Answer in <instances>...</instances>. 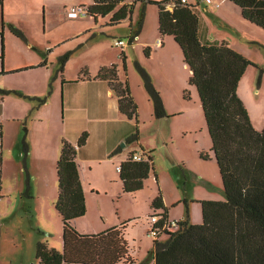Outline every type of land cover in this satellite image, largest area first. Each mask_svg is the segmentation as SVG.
<instances>
[{"label": "rangeland", "instance_id": "rangeland-1", "mask_svg": "<svg viewBox=\"0 0 264 264\" xmlns=\"http://www.w3.org/2000/svg\"><path fill=\"white\" fill-rule=\"evenodd\" d=\"M5 1L3 12L0 7V34L5 33L4 68L7 73L0 77V264H38V242L63 252V224L55 208L58 181L55 175V178L52 176V179L43 182L35 168L32 172L26 169L23 140L25 137L28 142L25 129L30 118L24 113L33 105L36 108L42 106L44 98L24 93L43 89V86L31 83L24 73H10V69L39 61L41 51L48 45V41L60 36L69 40L68 34H79L87 24L93 26L94 20L88 16L77 19L66 17L61 4L69 0ZM150 1L165 0H137L131 17L117 25H108V18H99L98 28L87 34H107L108 37L75 50L70 60L74 68L80 62L92 61L94 55L120 49L115 45L120 37L124 38L128 46V39L132 37L133 44L139 43L141 65L163 100L167 116L158 118L151 94L132 58L131 49H128L131 58L127 76L138 105L137 124H133L132 133L138 131L140 144L127 143L125 151H141L140 145L146 151H152L154 171H151L143 188L135 193H124L121 181L112 183L110 194L102 192L99 195L101 206L92 204V208L80 218L107 230L133 223L130 238L138 241L143 251L151 248L155 241L162 243L168 237L161 234L155 239L148 233L147 222L150 217L162 213L152 208V202L159 191L171 214L169 222H179L189 217L190 223L201 224V201L225 200L200 98L196 87L189 82L190 69L183 63L180 47L173 37H168L179 52L178 58H174L172 52H155L157 49L152 45L149 46L148 56L145 54L148 46L143 45L144 36L158 34L159 29L158 7ZM188 2L201 10L199 19L201 22L204 19L203 22L210 30V39L229 40L239 49L240 54L254 61L257 67H247L237 94L248 112L254 117L260 113L264 118V88L258 93L252 84L254 93H248L245 85L246 78L250 80L253 73L260 75L258 68L264 69V30L248 21L245 22L247 25H243L239 8L228 0ZM221 2L225 3V7L219 8ZM197 3H200L199 7ZM203 6H207L209 12L212 9L214 12H206ZM78 43V39H73L66 46L76 47ZM56 97L61 106V91L56 93ZM253 125L259 131L263 128V125ZM34 134L31 140L35 145ZM128 137L120 143L121 148L124 149ZM202 154L206 159L201 157ZM177 230L178 227L173 228V232ZM151 251H148L141 264L149 262Z\"/></svg>", "mask_w": 264, "mask_h": 264}, {"label": "trees", "instance_id": "trees-1", "mask_svg": "<svg viewBox=\"0 0 264 264\" xmlns=\"http://www.w3.org/2000/svg\"><path fill=\"white\" fill-rule=\"evenodd\" d=\"M3 1L0 0V7ZM228 1L240 8L243 19L264 30V0ZM122 2L96 0L90 6V16L96 19L111 15L109 24L117 25L131 15L134 8L133 3L120 6ZM171 2H174L173 9L169 10ZM150 3L159 9L160 36L174 38L191 71L189 82L196 87L200 98L225 194L224 201H201L202 223L192 224L189 217L179 221L176 232H165L168 237L164 242H154L150 258L155 264H264V125L260 131L254 127L237 94L247 67L257 66L226 43L202 42L195 6L183 5L178 0ZM145 54L148 56L147 48ZM68 57L69 54L61 57V69ZM136 63L153 99L156 116H167L149 75ZM258 70L264 74V69ZM97 78L109 82L118 97L121 113L136 120L138 106L131 96L128 81L119 80L117 66L103 68ZM87 139L85 132L77 146H84ZM138 141V131L127 139L129 143ZM135 154L131 153L120 165L126 193L141 190L153 169L152 151L142 153L146 157L142 162L132 159ZM76 155L75 146L64 140L57 162L59 192L55 204L63 224V252L38 242V264H119L122 261L126 264L128 245L121 230L112 228L86 235L73 225L75 219L87 212ZM201 157L206 159L204 154ZM185 203L187 205V201ZM152 207L154 211H162L161 226L168 219L161 191Z\"/></svg>", "mask_w": 264, "mask_h": 264}, {"label": "crops", "instance_id": "crops-1", "mask_svg": "<svg viewBox=\"0 0 264 264\" xmlns=\"http://www.w3.org/2000/svg\"><path fill=\"white\" fill-rule=\"evenodd\" d=\"M132 1L133 2L123 0L120 6L131 3L134 5L137 0ZM95 2L96 0H69L62 3L61 6L63 8L64 15L67 17V9L69 7L76 5H86L90 7ZM5 4L6 1L4 0L3 6ZM173 4L174 2H171L168 5L169 10L173 9ZM197 5V7H199L200 3H197ZM3 6L1 7L2 12ZM221 7H225V3H219V8ZM203 9L206 12L210 11L207 6H203ZM213 12L214 10L212 9V12L209 13ZM196 14L198 18H200L201 10L196 8ZM45 16L47 18V14H45ZM130 17L131 15L121 22L126 21ZM91 18L94 20L93 26L91 24H87L83 29H81V31H79V34L67 35L70 41L73 39L79 40L76 47H67L66 43H68L69 40L64 36H60L53 41H48V45H46V47L41 51L42 57L39 61L25 64L19 68L10 69L12 70L10 73H24L28 75L27 79L30 80L31 83L43 86V89H35L31 92L26 91V93H24L26 95L35 96L36 98H44L42 106L36 108L35 105H33L32 108L29 107V109H27L24 113H27L30 118V123L28 127H26L28 142L25 137L23 140V152H25L24 160H26L27 166L26 169L32 172L33 168H35L43 182L45 179H52V176L55 178L56 175L57 177V162L60 156L62 142L66 140L72 145L77 146V142L81 135L85 132L88 134L86 144L82 147H78L76 155V162L78 164L86 199L87 212L90 208H92V204L94 203L99 207L101 206L99 195L102 192H106V195L110 194V185L112 183H118L121 181L123 185L120 171L117 170V167L120 166L131 153L142 154L151 152L146 151L142 145H140L141 151H137L135 149H128L129 151H125L127 143H129L127 140L125 141L124 149L121 148L120 143L129 135L131 136V134H133L132 126L134 123L137 124V119L130 120L121 113L119 109L118 97L111 88L109 82L107 80L97 78V75L103 68H109L116 65L119 80L121 82L128 81L130 87L129 78L127 76V66L131 55L128 53V49H131V53L133 55L132 58L141 65V59L138 54L139 43L133 44L134 42L132 43V37H130L128 39L130 42L128 46L126 45L123 48L118 47L121 50L110 49L108 51H104V53L94 55L92 61L80 62L74 68H72L70 64V60L72 58L71 54L75 50L84 48L95 41L106 39L108 37L107 34L91 35L87 33L92 31V29L95 30L98 28L99 18H108L110 20L111 15L107 17H97L96 19L94 17ZM203 21L201 22L199 19L198 27L199 38L202 42L226 43L235 51L240 53L239 49H237L229 40L219 41V39H210L208 36L210 34V30ZM243 21V25H247L245 23L246 20L243 19ZM108 25L110 24L108 23ZM4 34H0V77L7 74L5 73L4 68V61L6 57ZM138 36L139 35H137V37ZM168 37L171 36L161 37L158 29V34H146L144 36L143 45L148 46V52L150 51L149 46L152 45L157 49L155 52L161 54L172 52L174 58H178L179 52L177 48L173 46V42L168 39ZM80 38H82L81 41ZM119 39L123 40L124 38L120 37ZM67 54L71 56L70 58L68 57L69 59L66 60L63 65V69H61L60 59ZM251 61L254 62L253 60ZM184 65L186 64L184 63ZM257 77L264 79V74L259 75L253 73L250 80L246 78L245 85H247L248 93H254L252 81ZM49 86L50 91H48ZM60 91L62 95L61 106L58 102V98L56 97V93ZM130 93L136 102L134 96L132 95L133 91L131 88ZM253 104L255 105L256 102H253ZM152 106L153 105L151 104L150 107L152 108ZM249 115L253 124H257L258 126L264 125V118L262 117V114L257 113L254 117V115L249 112ZM34 132L36 133L34 134V138L36 140L35 145L31 140L32 133ZM139 141L130 143L140 144ZM151 171H154V163ZM155 176L157 177V175ZM167 215L169 217L171 214L168 213ZM132 224L133 223H130L129 225L124 224L114 228L121 230L125 240L127 241L128 262L126 264H141L143 261L142 259L146 256L150 249H153L154 245L143 251L142 247H139L138 241L130 238ZM73 225L77 231L86 235H96L107 231V229L100 227V225L93 226L84 219L80 218L75 219L73 221ZM122 263L123 261L119 264ZM147 264H155V260L150 258Z\"/></svg>", "mask_w": 264, "mask_h": 264}, {"label": "built area", "instance_id": "built-area-1", "mask_svg": "<svg viewBox=\"0 0 264 264\" xmlns=\"http://www.w3.org/2000/svg\"><path fill=\"white\" fill-rule=\"evenodd\" d=\"M178 1L181 2L183 5L189 4L188 0H178ZM86 16H90L89 6L76 5V6H71L67 9V17L70 19H77L79 17H86ZM115 45L117 47H124L127 44L125 40L120 39L116 42ZM75 148L76 150H78V146H75ZM132 159L137 162H142L146 160V157H144L142 154H135L133 155ZM120 169H121L120 166H118L117 170L120 171ZM161 219L162 217L160 216V214H154L153 216L150 217V219L147 222L148 233L155 239L158 238L161 234H164L165 232H173V228L179 226V222L176 221L169 222L168 219L161 226H159V222Z\"/></svg>", "mask_w": 264, "mask_h": 264}, {"label": "water", "instance_id": "water-1", "mask_svg": "<svg viewBox=\"0 0 264 264\" xmlns=\"http://www.w3.org/2000/svg\"><path fill=\"white\" fill-rule=\"evenodd\" d=\"M254 88L256 89V92H260L264 88V79L261 77H257L253 79L252 81Z\"/></svg>", "mask_w": 264, "mask_h": 264}]
</instances>
